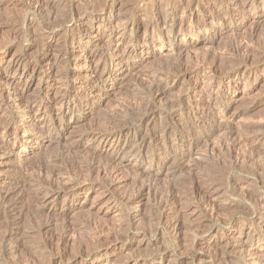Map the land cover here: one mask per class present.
<instances>
[{
	"label": "rangeland",
	"instance_id": "374dc122",
	"mask_svg": "<svg viewBox=\"0 0 264 264\" xmlns=\"http://www.w3.org/2000/svg\"><path fill=\"white\" fill-rule=\"evenodd\" d=\"M35 1L0 0V264H59V256L60 264H73L75 257L76 264H264V0H148L146 7L140 3L144 0H121L111 22L97 17L104 0H78L81 12L83 7L89 9L83 21L92 30L70 35L62 25L54 31L53 52L40 45L52 36L44 28L54 20L62 24L74 0H37L45 2L39 8ZM181 22L183 36L178 33ZM161 40L175 46L191 44L177 54L159 47ZM98 43L102 47L95 46ZM84 46L101 53L94 61L99 75L120 71L122 79L96 83L75 58ZM119 51L132 52L122 65L113 61ZM146 54L148 58L143 57ZM16 61L23 72L20 80L13 70ZM13 78L20 94L11 87ZM55 91L60 101L82 103L70 102L73 119L69 124L61 120L57 130L50 129L54 113L59 112ZM195 96L201 103L191 115L186 107L196 102ZM32 99L44 101L41 119L35 122L22 110ZM67 112L61 109L60 118ZM152 115L154 120L147 123ZM152 125L161 129L153 132ZM41 129L53 134V142L28 143ZM119 133L126 147L125 167L112 183L110 156L98 154L103 140L95 136L103 134L111 141V135ZM14 139L32 147L25 154L19 148L12 152ZM16 183L19 189L14 188ZM71 186L75 188L68 191ZM206 197L214 212L207 209ZM37 202H45L44 209ZM48 207L70 209L57 217L47 213ZM58 225L61 235L69 226L73 238L68 251L60 244V255L41 242ZM13 246L18 249L12 250ZM104 246L109 249L106 256ZM81 252L85 256L79 259Z\"/></svg>",
	"mask_w": 264,
	"mask_h": 264
},
{
	"label": "bare ground",
	"instance_id": "6f19581e",
	"mask_svg": "<svg viewBox=\"0 0 264 264\" xmlns=\"http://www.w3.org/2000/svg\"><path fill=\"white\" fill-rule=\"evenodd\" d=\"M29 1V0H28ZM80 1V0H79ZM139 1V0H138ZM143 1V0H142ZM146 1V2H145ZM148 0H144L143 2H140L141 4L143 3V5H145V7H146V4L148 3L147 2ZM88 2V1H87ZM103 2V1H102ZM38 4V8L41 6V5H45V2L44 3H41V4H39L40 3V1H35V4ZM79 2H78V0H74V2H73V9L70 11V13L68 14V16H65V18L63 19L64 21L62 22V24H60V22L62 21H56V20H54L53 22H50V24H48L47 25V27L46 28H44V29H47V30H49L50 31V34H52V36L50 37H47L48 38V41H46V42H41L40 43V45H44V46H42V47H46V49H50L51 48V46H52V38H54V36H55V32L54 31H56V33H57V31H60V27H62V25H64V24H66V26H64L65 28H63V30H65V32H67L68 34H70V35H78V34H80V33H82V32H86V33H90L91 32V30H92V27L90 26V24L89 25H86L87 24V22H86V24H84L85 22L83 21L84 20V14L85 13H87V12H89V9L88 8H85V7H83V10H82V12L78 9L79 8V6H80V4H81V2H80V4H78ZM95 3V2H94ZM117 3H119V4H121L122 2H121V0H104V3H103V6L101 7V9H100V12H99V16H97L99 19H100V22H101V20H103V19H105V20H107L108 22H111L112 21V18L115 16L114 15V11H115V6H116V4ZM150 3V2H149ZM71 5V4H70ZM82 5V4H81ZM135 5V4H134ZM137 5V4H136ZM140 5V4H139ZM139 5H137L138 7H139ZM150 5V4H149ZM148 5V6H149ZM47 6V5H46ZM92 6V5H91ZM90 6V7H91ZM70 7V6H69ZM37 8V7H36ZM42 8V7H41ZM98 8H100V6L98 7ZM144 8V7H143ZM44 9V8H43ZM88 9V10H87ZM139 9V8H138ZM149 9V8H148ZM148 9H147V11H148ZM50 10V9H49ZM92 9L90 8V11H91ZM93 10H94V8H93ZM95 10H96V8H95ZM94 10V11H95ZM99 10V9H98ZM137 10V9H136ZM140 10V9H139ZM186 10V9H185ZM41 11H42V9H41ZM51 11V10H50ZM96 12V11H95ZM175 12V11H174ZM92 12H90V13H88V14H91ZM94 13V12H93ZM98 13V12H97ZM188 13V12H187ZM185 14V11H184V9L182 10V15H184ZM92 15V14H91ZM171 15V14H170ZM175 15V14H174ZM88 16V15H87ZM190 16V15H189ZM192 16V15H191ZM120 17V16H119ZM158 18V17H157ZM171 18V17H170ZM189 18V20L192 18V17H188ZM88 19V18H87ZM93 19H95V18H93ZM193 20V19H192ZM158 21V20H157ZM156 21V22H157ZM173 21H174V19H173ZM197 21V20H196ZM213 21V20H212ZM155 22V21H154ZM164 22H165V20H164ZM190 22V24L188 25L189 26V28L191 29V26H192V22L191 21H189ZM49 23V22H48ZM93 23V22H92ZM200 23V22H199ZM205 22H203V23H201V24H198V26L200 27L201 25L202 26H204L205 24H204ZM212 23V22H211ZM96 24V23H95ZM165 24V23H164ZM94 25V24H93ZM100 25H101V23H100ZM109 25V24H108ZM183 22H181L180 24H179V29H178V33H181V31H182V27H183ZM209 25V24H208ZM106 27V26H105ZM112 27V26H111ZM210 27H212V26H210ZM107 28H108V26H107ZM114 28V27H113ZM203 28H205V27H203ZM207 28H209V27H207ZM104 29V28H103ZM109 29V28H108ZM112 29V28H111ZM115 29V28H114ZM188 29V28H187ZM186 29V30H187ZM62 30V31H63ZM170 30V29H169ZM185 31V30H184ZM64 32V33H65ZM189 32V31H188ZM59 33V32H58ZM175 33V32H174ZM66 34V33H65ZM92 34V33H91ZM95 34V33H94ZM189 34V33H188ZM47 35V34H46ZM93 35V34H92ZM57 36V35H56ZM181 36H183V34L181 33ZM36 37V36H35ZM58 37V36H57ZM98 42L100 43L101 41H99V40H102V38L101 37H99L98 36ZM40 39V38H39ZM35 41V40H34ZM37 41V40H36ZM96 41V42H97ZM96 42H94V43H96ZM103 42V41H102ZM106 42V41H105ZM151 42V41H150ZM36 43V42H35ZM55 43V42H54ZM99 43L98 44H96L95 46H100L99 45ZM107 43V42H106ZM105 43V44H106ZM117 43V42H116ZM34 44V43H33ZM37 44H38V41H37ZM104 44V45H105ZM115 44V43H114ZM119 44H120V41L117 43V45H116V47H118L119 46ZM191 43H188L187 42V44H179V45H169V44H167L166 42H164V41H162L161 40V42L159 41V43H158V46L159 47H161V48H165V49H170V51H176L177 52V54H180V53H182L183 52V49H187V46H189ZM74 45V44H73ZM108 45V44H107ZM106 45V46H107ZM35 46H36V44H35ZM41 47V46H40ZM53 47V46H52ZM81 47V46H80ZM101 47H102V45H101ZM104 47V46H103ZM116 47H115V49H116ZM186 47V48H185ZM54 48V47H53ZM91 48V47H90ZM97 48V47H96ZM177 48H179L178 50H177ZM36 49V48H35ZM92 49V48H91ZM94 49V48H93ZM108 49V48H107ZM111 49V48H110ZM122 49V48H121ZM51 50V49H50ZM82 50V49H81ZM95 50V49H94ZM126 50V49H125ZM52 51V50H51ZM117 51V50H116ZM53 52V51H52ZM100 52V51H99ZM110 52V51H109ZM120 52V51H119ZM131 51H122V52H120V53H117V55H115V57H114V62H115V64L116 65H122L123 64V62H124V60H125V58H126V56L130 53ZM49 53V52H48ZM51 53V52H50ZM105 53H106V51H105ZM107 53H108V51H107ZM132 53V52H131ZM101 54V53H100ZM100 54H98V52L97 51H91L87 46L85 47L84 46V48H83V50L81 51V54L78 56V57H75L76 59H77V64L78 65H82L83 66V68L84 69H87V75L88 76H92V78L94 79V81L96 82V83H98L99 84V82H105V81H108V80H112V81H116V82H118V80H121L122 79V74H119L120 73V71H115V72H112V71H107L106 73H103V74H98L99 72V65H98V63H95L94 64V61H95V59H96V57H102ZM72 55V54H71ZM104 55V54H103ZM76 56V55H75ZM107 56H109V55H107ZM131 57V56H130ZM143 57H146V58H148V55L146 54L145 56H143ZM146 58H144V59H142V61H145L146 60ZM103 59V58H102ZM109 59V58H108ZM98 60V59H97ZM96 60V61H97ZM107 60V59H106ZM128 60V59H127ZM15 61V60H14ZM47 60H44V62H46ZM49 61V60H48ZM104 61V60H103ZM102 61V62H103ZM59 62V61H58ZM101 62V63H102ZM105 62V61H104ZM46 63H49V62H46ZM54 63V62H53ZM57 63V62H56ZM36 64H34V66H35ZM56 65V64H55ZM33 66V65H32ZM43 66V65H42ZM54 66V65H53ZM31 67V66H30ZM78 67H81V66H78ZM105 67V66H104ZM118 67V66H117ZM198 67V66H197ZM12 68V67H11ZM13 70H14V72L15 73H17L18 75H19V78H18V80H20L21 78V76L23 75V72L22 71H20L21 69H20V63L18 62V61H16L14 64H13ZM44 68V67H43ZM48 68V67H47ZM54 68V67H53ZM32 69V68H31ZM41 69H42V67H41ZM41 69H40V71H41ZM46 69V68H45ZM51 69H52V66H50L49 68H48V70L51 72ZM102 69H103V67H102ZM202 69V68H201ZM207 69H210V68H206V70ZM216 69V68H215ZM12 70V71H13ZM38 70V69H37ZM115 70V69H114ZM214 70V69H213ZM11 71V72H12ZM47 71V70H46ZM210 71V70H209ZM208 71V72H209ZM215 71V70H214ZM32 72H34V70H32ZM36 72V71H35ZM45 72V71H44ZM127 72H128V70H127ZM206 72V71H205ZM14 73V74H15ZM53 73V72H52ZM102 73V72H101ZM195 73V72H194ZM215 73V72H214ZM30 74H33V73H29V75ZM55 74V73H54ZM82 74V73H81ZM86 74V73H85ZM85 74H83V75H85ZM125 74V73H124ZM210 74H212V73H210ZM210 74H208V75H210ZM13 75V74H12ZM37 75V74H36ZM126 75H127V73H126ZM125 75V76H126ZM196 75V74H195ZM253 75V74H252ZM17 76V75H16ZM49 76V75H48ZM53 76V75H52ZM86 76V75H85ZM124 76V77H125ZM185 76V75H184ZM211 76V75H210ZM248 76V75H247ZM56 77V76H55ZM40 78V76L38 77V79ZM49 78V77H48ZM247 77H245L244 79H246ZM44 79V78H43ZM52 79V78H51ZM247 81H249L248 79H246ZM22 81H23V79H22ZM79 81V80H78ZM188 81V80H187ZM192 81V83L194 84V80H191ZM189 82V81H188ZM30 83V82H29ZM82 84H84L85 86H87V87H92V86H90V85H88V83H86V81H83L82 82ZM82 84H81V86H82ZM94 84V83H93ZM10 85V84H9ZM11 87L14 89V91H16V92H18V82H17V80L16 79H12L11 80ZM195 85V84H194ZM24 86L26 87L27 86V83L25 82V84H24ZM24 86L22 87V88H24ZM11 88V89H12ZM64 88V87H63ZM66 88V87H65ZM160 88V90L162 89L161 87H159ZM164 88V87H163ZM20 89V88H19ZM155 89V88H154ZM170 89V88H169ZM23 90V89H22ZM64 90V89H63ZM155 90H157V89H155ZM155 90H153V93H154V91ZM165 90V89H164ZM56 91H59V90H56ZM55 91V92H56ZM158 91V90H157ZM61 92H64V91H62L61 90ZM81 92V91H80ZM89 92V91H88ZM19 93V92H18ZM21 93V92H20ZM19 93V94H20ZM24 93V92H23ZM64 93H66V92H64ZM83 93V92H82ZM87 93V92H86ZM156 93V92H155ZM18 94V95H19ZM54 94V93H53ZM89 94V93H88ZM108 94V92H105V95H107ZM163 94V93H162ZM16 95V94H15ZM45 95V94H44ZM66 95V94H65ZM83 95V94H82ZM93 95V94H92ZM104 95V94H103ZM159 95V94H158ZM96 96V95H95ZM162 96H164V94L162 95ZM71 97V96H70ZM69 97V98H70ZM82 97V96H81ZM85 97V96H84ZM89 97V96H88ZM93 97V96H92ZM158 97V96H157ZM17 98V97H16ZM68 98V99H69ZM78 98H79V96H78ZM86 98V97H85ZM159 98H161V97H159ZM195 98V103L193 102V103H190L189 104V106H187L186 107V113H188V114H195L194 113V110L196 109V107H197V103L198 102H200L201 101V98H199L198 96H197V98H196V96L194 97ZM18 99H20V98H18ZM40 99V98H39ZM50 99H51V97H50ZM65 99V98H64ZM64 99L62 100V101H60V94L59 93H55V95H54V98H53V101H54V103H55V105L57 106V111H59L60 112V110L61 109H67L68 110V112L66 113V114H63V115H61V118H60V114H59V112H55L54 113V117L58 120H55V118H51L52 120H51V123H50V129H53V130H57L58 128H60V126H61V123H60V121L61 120H65V121H68V124H69V121H72V119H73V116H72V114H71V111H72V108H71V110H70V108H69V105H70V102H75L76 100H72V101H64ZM84 99V98H83ZM90 99V98H89ZM193 99V98H192ZM183 100V99H182ZM15 101V100H14ZM30 101V100H29ZM32 101H33V99H32ZM39 101V100H38ZM181 101V100H180ZM43 102L44 101H42V102H36V101H33V102H26V104H24V106L22 107V110H23V112H24V115L25 114H27V115H29V119H31L32 118V120H34V122H35V120H37V119H39L40 117H39V115L41 114V111L43 112L44 110L42 109V106H43ZM77 102V101H76ZM179 102V101H178ZM187 102V101H186ZM23 103V102H22ZM25 103V102H24ZM78 105L81 103V101L78 99ZM85 103H88V101H86ZM183 103V102H182ZM189 103V102H188ZM201 103V102H200ZM18 104H19V101H18ZM52 104V103H51ZM82 104V103H81ZM169 104V103H168ZM179 104H181V103H179ZM186 104V103H185ZM199 104V103H198ZM20 105V104H19ZM86 105V104H85ZM171 105V104H170ZM18 106V105H17ZM21 106V105H20ZM172 107H173V105H171ZM200 106V105H199ZM203 106V105H202ZM53 107H55V106H53ZM77 107V106H76ZM85 107V106H84ZM89 107V106H88ZM168 107V106H167ZM170 107V106H169ZM171 107V110L173 111V108ZM175 107V106H174ZM184 107V106H183ZM20 108V107H19ZM46 108V107H45ZM176 108V107H175ZM199 108V107H198ZM197 108V109H198ZM55 109V108H54ZM167 109V108H166ZM20 110V109H19ZM150 110H152V109H150ZM168 110V109H167ZM169 110H170V108H169ZM54 111H56V109L54 110ZM154 111V110H153ZM178 111H181V108L178 110ZM47 112V111H46ZM22 113V112H21ZM50 113V112H49ZM153 113V112H152ZM175 113V112H174ZM177 113V112H176ZM42 115V114H41ZM59 115V116H58ZM206 115V114H205ZM145 116V115H144ZM184 116V115H183ZM198 116V115H197ZM202 116V115H201ZM200 116V117H201ZM224 116V115H223ZM2 117V116H1ZM45 117V116H44ZM156 117V116H155ZM160 117V116H159ZM178 117V116H177ZM182 117V116H181ZM192 117V116H191ZM48 118V117H47ZM63 118V119H62ZM142 118H144V117H142ZM171 118V117H170ZM194 118V117H193ZM196 118V117H195ZM203 118V117H202ZM201 118V119H202ZM2 119V118H1ZM41 119V118H40ZM50 119V118H49ZM151 119H153V115L152 116H150V118L148 119V121H147V123H149V122H151ZM157 119V118H156ZM159 119V118H158ZM154 120V119H153ZM162 120V119H161ZM191 120V119H190ZM198 120V119H197ZM2 121V120H1ZM1 121H0V123H1ZM31 121V120H30ZM49 121V120H48ZM160 121V120H159ZM165 121V120H164ZM170 121H172V120H170ZM184 121V120H183ZM202 121V120H201ZM220 121V120H219ZM75 122V121H74ZM161 122V121H160ZM161 123H163V122H161ZM176 123V122H175ZM178 123V122H177ZM182 123V122H181ZM189 123V122H188ZM187 123V124H188ZM197 122H194V121H192V124H196ZM34 124H37V123H34ZM43 124V123H42ZM49 124V123H48ZM67 124V125H68ZM153 124V123H152ZM159 124V123H158ZM183 124V123H182ZM190 125H191V123H189ZM203 124V123H202ZM205 124V123H204ZM2 125V124H1ZM40 125V124H39ZM161 125V124H160ZM166 125V124H165ZM180 124H176V126H177V128L178 129H181L180 128V126H179ZM193 125V126H194ZM144 126V125H143ZM153 126V125H152ZM159 126V125H158ZM169 126V125H168ZM167 126V127H168ZM197 126V125H196ZM220 127H218V129L220 130V129H223V127L221 126V125H219ZM5 127H7V125L5 126ZM42 127V126H41ZM40 127V128H41ZM46 127V126H45ZM44 127V128H45ZM145 127L146 126H144V132H145ZM215 127H217V125L215 126ZM1 128H3V127H1ZM47 128V127H46ZM63 128V127H62ZM151 128V127H150ZM149 128V129H150ZM189 128V127H188ZM209 128V127H208ZM227 128V127H226ZM152 130L151 131H153V132H156L157 133V130H159V129H161L160 127H159V129L157 128V126H153L152 128H151ZM202 129H203V127H202ZM216 129V128H215ZM218 129H216V130H218ZM120 130V129H119ZM147 130V129H146ZM162 130H164V129H162ZM5 131V130H4ZM45 131V130H44ZM42 129L40 130V131H38V133H37V135L33 138V139H31V140H28V143L29 142H33L34 141V143H37L38 145H40L41 144V142L42 141H52V137L53 136H51V135H53V134H50L49 132H44ZM100 131V130H99ZM126 131V130H125ZM124 131V132H125ZM175 131H176V129H175ZM179 131V130H178ZM183 131V130H182ZM185 131H187V129L185 130ZM184 131V132H185ZM204 131V130H203ZM224 131V130H223ZM101 132V131H100ZM120 132V131H119ZM124 132H123V134H124ZM150 132V131H149ZM161 132H164V131H161ZM161 132H159L160 134H162ZM170 132H171V129H170ZM169 132V133H170ZM179 132H181V131H179ZM215 132V131H214ZM218 132V131H217ZM221 132H222V130H221ZM225 132V131H224ZM110 133V132H109ZM115 133V132H114ZM130 132H128V134H129ZM146 133V132H145ZM169 133H167V134H169ZM188 133H189V131H188ZM108 134V133H107ZM56 135V134H55ZM95 135V134H94ZM93 135V136H94ZM146 135V134H145ZM169 135H171V134H169ZM189 135V134H188ZM91 136V135H90ZM117 136V137H116ZM122 136V134L121 133H119L118 135H114V136H112L111 135V141H109L108 139H110V138H108V137H105L103 134H96V139L97 138H100V140L102 141L103 140V142H102V145H101V147H100V150H99V153L98 154H108L109 156H110V168H111V173H110V175H108V177L109 176H111V177H113L112 179H109V180H112V183H113V179L114 180H116V179H120V178H118V176H120L119 174L121 173V169H120V167L122 166V162H123V160H122V152L125 150V145L123 144V143H121L120 141H119V139H120V137ZM128 136V135H127ZM154 136H155V134H154ZM187 136V135H186ZM55 137V136H54ZM56 137H57V135H56ZM83 137V136H82ZM105 137V138H104ZM125 137V136H124ZM163 137H165V136H162V138ZM182 137H184V136H182ZM90 138V137H89ZM94 138V137H93ZM129 138V137H128ZM189 138V137H188ZM187 138V139H188ZM22 139V138H21ZM85 139V138H84ZM125 139H126V137H125ZM78 140V139H77ZM86 140V139H85ZM92 140V139H91ZM99 140V139H98ZM97 140V141H98ZM99 140V141H100ZM164 140V139H163ZM194 140V139H193ZM88 141V140H87ZM96 141V140H95ZM98 141V142H99ZM188 141V140H187ZM191 141V140H190ZM13 142V144H11L12 145V147H10V148H12L11 149V151L13 152L14 151V149L15 148H19L20 150H21V153L22 154H25V151L24 150H26V148L27 147H32V144H31V146H30V144H26L25 143V141H23V140H20V141H15V139H14V141H12ZM53 142V141H52ZM92 142V141H91ZM97 142V143H98ZM195 142V141H194ZM33 143V144H34ZM75 143V142H74ZM74 143H73V146H74ZM86 143V142H85ZM97 143H95V144H97ZM129 143V142H128ZM130 143H132V142H130ZM189 143V142H188ZM50 144H51V142H50ZM79 144V143H78ZM87 144V143H86ZM88 144H89V142H88ZM94 144V143H93ZM196 144V143H195ZM132 145V144H131ZM183 145V144H182ZM185 145H187V144H185ZM89 146V145H88ZM130 146V145H129ZM188 146H190L191 148H190V150H187V151H191V149L193 148L192 146V144H189ZM188 146H187V148H188ZM75 147V146H74ZM87 147V146H86ZM99 147V146H98ZM97 147V148H98ZM141 147V146H140ZM92 148V147H91ZM90 148V149H91ZM96 148V147H95ZM8 149H9V147H8ZM77 149V148H76ZM72 150V149H71ZM89 150V149H88ZM92 150H96V149H92ZM194 150V149H193ZM77 151V150H76ZM86 151V150H85ZM196 151V150H195ZM125 152V151H124ZM186 152V151H185ZM194 152V151H193ZM89 153V152H88ZM93 154V153H92ZM183 154V153H182ZM186 154V153H185ZM190 154V153H189ZM188 154V155H189ZM94 155V154H93ZM187 155V154H186ZM88 156V155H87ZM90 156V155H89ZM95 156V155H94ZM161 156V155H160ZM169 156V155H168ZM191 156V155H190ZM91 157V156H90ZM98 157V156H97ZM124 157V156H123ZM93 158V157H92ZM96 158V157H95ZM165 158V157H164ZM163 158V159H164ZM26 159V158H25ZM104 159V158H103ZM107 159H108V157H107ZM161 159V158H160ZM159 159V161H161ZM184 159V158H183ZM95 161H96V159H94ZM152 160V159H151ZM155 160V159H154ZM185 160V159H184ZM109 162V161H108ZM154 162V161H153ZM164 162V161H163ZM165 162H166V160H165ZM107 163V162H106ZM106 163H105V165H106ZM126 164V163H125ZM107 165H108V163H107ZM124 165V164H123ZM123 167V166H122ZM125 167V166H124ZM124 167H123V169H124ZM37 169V168H36ZM108 169V168H107ZM137 169V168H136ZM97 170H100V168L98 169L97 168ZM96 170V171H97ZM102 170V169H101ZM100 170V171H101ZM104 171V170H103ZM108 171H110L109 169H108ZM124 171V170H123ZM137 173H139L138 172V170L136 171ZM60 173V172H59ZM105 173H106V171H105ZM102 174L103 176L104 175H106V174ZM123 173V172H122ZM143 173V172H142ZM40 174V173H39ZM96 174H97V172H96ZM54 175V174H53ZM123 175V174H122ZM121 175V176H122ZM145 175V174H144ZM60 176V175H59ZM97 177L98 176H100V175H96ZM150 176H151V174H150ZM105 177V176H104ZM147 177V176H146ZM55 178H58V176L57 177H55ZM99 178H101V177H99ZM105 179H106V177H105ZM56 180V179H55ZM60 180V179H59ZM58 180V181H59ZM102 180H104V179H102ZM22 181V180H21ZM58 181H57V185L59 184L58 183ZM89 181H92V180H89ZM107 181H108V178H107ZM60 182V181H59ZM19 183V182H18ZM62 183V182H61ZM65 183H66V181H65ZM51 184H55V183H51ZM50 184V185H51ZM63 184H64V181H63ZM6 185V184H5ZM22 185V184H21ZM62 185V184H61ZM66 186H67V183L65 184ZM68 185H69V183H68ZM112 185V184H111ZM211 185V184H210ZM74 186V185H73ZM73 186H71V187H67L66 189L69 191V190H73L75 187H73ZM206 186V185H205ZM19 186H18V184L16 183V186L14 187L15 189L16 188H18ZM47 187H49V186H47ZM54 187V186H53ZM56 188H57V186H55ZM54 187V188H55ZM59 187H60V184H59ZM58 187V188H59ZM202 187V186H201ZM203 187H204V185H203ZM208 187V186H207ZM209 187H211V186H209ZM213 187V186H212ZM24 188V187H23ZM39 188H41V187H39ZM54 188H51V189H54ZM206 188V187H205ZM3 189V188H2ZM19 189V188H18ZM38 189V188H37ZM37 189H36V191H37ZM44 189V188H43ZM63 189V188H62ZM62 189H60V190H62ZM65 189V190H66ZM87 189V188H86ZM195 189H196V187H195ZM212 190H213V188H211ZM4 190V189H3ZM21 190H23L22 188H21ZM50 190V189H49ZM55 190V189H54ZM64 190V189H63ZM64 190V191H65ZM194 190V189H193ZM211 190V191H212ZM7 191H8V189H7ZM11 191V190H10ZM17 191V190H16ZM81 191V190H80ZM86 191V190H85ZM89 191V190H88ZM205 191V190H204ZM210 191V192H211ZM15 192V191H14ZM18 192V191H17ZM59 192V191H58ZM195 192V191H194ZM202 192H203V190H202ZM207 192H208V190H207ZM5 193V192H4ZM7 193V192H6ZM43 193V192H42ZM46 193V192H45ZM45 193H44V196H45ZM51 194H52V192H50ZM76 193H78V192H76ZM81 193V192H80ZM171 193V192H170ZM192 193V192H191ZM204 193V192H203ZM209 193V192H208ZM13 194V193H12ZM20 194V193H19ZM18 194V195H19ZM40 194V193H39ZM196 194V193H195ZM10 195V193H8V194H6V197L7 196H9ZM15 195H17V194H15ZM37 195V194H36ZM46 195H47V193H46ZM137 195V194H136ZM139 195V194H138ZM199 195H201V194H199ZM198 195V196H199ZM206 195H208V194H204V197L206 196ZM4 196V195H3ZM20 196V195H19ZM44 196H42V197H44ZM48 196V195H47ZM203 196V195H202ZM21 197V196H20ZM34 197V196H33ZM86 197V196H85ZM172 197H175L176 198V196H172ZM171 197V198H172ZM209 197V196H208ZM13 198V197H12ZM35 198L36 199H38L39 197L38 196H35ZM53 198V197H52ZM52 198H50V200L52 199ZM55 198V197H54ZM174 198V199H175ZM202 198V197H201ZM1 199V198H0ZM137 199V201L136 202H140V197H137L136 198ZM143 199V198H142ZM176 199H179V198H176ZM206 199H208V200H206ZM206 199H205V201L207 202V204H205L206 206H207V209H210V211L212 212V210H213V212H214V209H215V206L214 205H210L209 203H211L210 202V200H209V198H207L206 197ZM211 199V198H210ZM33 200H34V198H33ZM39 200V199H38ZM41 200V199H40ZM45 200V199H44ZM201 200V199H200ZM212 200H213V198H212ZM11 201V200H10ZM37 201V200H36ZM169 201V200H168ZM172 201V200H171ZM180 201V200H179ZM199 201V200H198ZM202 201H204V200H202ZM2 202V201H1ZM7 202H8V200H7ZM47 202V201H46ZM175 202V201H174ZM173 202V203H174ZM209 202V203H208ZM38 203V202H37ZM36 203V204H37ZM52 203H53V201H52ZM142 203V202H141ZM173 203H172V205H173ZM45 202H42V203H38V205L40 206V207H42L43 209H44V206H45ZM200 204V203H199ZM213 204H214V202H213ZM176 205V204H175ZM201 205V204H200ZM35 206H37V205H35ZM50 206H51V204H50ZM174 206V205H173ZM178 206H179V204H178ZM177 206V207H178ZM204 206V205H203ZM39 208V207H38ZM49 208V207H48ZM56 208V207H55ZM55 208H49L48 210H47V213H48V211L49 212H51L52 213V215L53 214H55V216L57 215V217H59L60 215H65L66 213H69V209H70V207H66L65 209H55ZM187 208V207H186ZM221 208V207H220ZM12 209V208H11ZM203 209V208H202ZM205 209H206V207H205ZM10 210V209H9ZM40 210V209H39ZM46 210V209H45ZM218 210V209H217ZM13 211V210H12ZM169 211V210H168ZM181 211V210H180ZM205 211V210H204ZM208 211V210H207ZM207 211H206V213H207ZM164 212H166V211H164ZM171 212V211H170ZM21 213H23V212H21ZM42 213V212H41ZM47 213H46V215H47ZM177 213H178V211H177ZM182 213V212H181ZM209 213V212H208ZM218 213H219V211H218ZM7 214H9V213H7ZM11 214V213H10ZM18 214V213H17ZM164 214V213H163ZM180 214V213H179ZM215 214H217L216 212H215ZM12 215V214H11ZM51 215V214H50ZM69 215V214H68ZM180 215H182L183 216V214H180ZM243 215L245 216V214L243 213ZM21 216V215H20ZM67 216V215H66ZM65 216V217H66ZM186 215H184V217H185ZM210 216V215H209ZM208 216V217H209ZM10 217V216H9ZM63 217V216H62ZM211 217H212V215H211ZM251 217V216H250ZM19 218V216L17 217V219ZM51 218V217H50ZM52 218H54V217H52ZM173 218V217H172ZM179 218V217H178ZM183 218V217H182ZM11 219V218H10ZM58 219V218H57ZM170 219V218H169ZM168 219V220H169ZM185 219V218H184ZM183 219V220H184ZM182 219H181V221H183ZM187 220V219H186ZM18 221V220H17ZM170 221V220H169ZM185 221V220H184ZM188 221V220H187ZM186 221V222H187ZM16 222V221H15ZM172 222V221H171ZM185 222V223H186ZM189 222V221H188ZM188 222H187V224H188ZM251 222V221H250ZM17 223H19V222H17ZM49 223V222H48ZM183 223V222H182ZM191 223V222H190ZM172 224V223H171ZM55 225V224H54ZM57 225V224H56ZM55 225V226H56ZM60 225V224H59ZM58 225V226H59ZM69 225V224H68ZM72 225V224H71ZM191 225V224H190ZM14 226V225H13ZM18 226V225H17ZM51 226V225H50ZM55 226H54V228L53 229H55ZM103 226V225H102ZM169 226V225H168ZM174 226V228H176V225L174 224L173 225ZM185 226V225H184ZM10 227V226H9ZM12 227V226H11ZM19 227V226H18ZM44 227V226H43ZM62 227H63V225H62ZM167 227V226H166ZM172 227V226H171ZM171 227H169V228H171ZM181 227V226H180ZM187 227H189V226H187ZM211 227V226H210ZM47 228H48V226H47ZM50 228V227H49ZM61 227L59 226V227H57L54 231L51 229V232L50 233H48L43 239H42V244L43 245H45V246H52V247H55L54 248V250H55V252L57 253V254H59L60 255V244H62L63 246H64V248L62 249V250H67L68 248H67V244H69L70 243V241H73L71 238H70V235H68V230L70 229L69 228V226H67V227H64V230H63V233H62V235L60 234V231H61V229H60ZM168 228V227H167ZM11 229H13V228H11ZM18 229V228H17ZM72 229H75V227L73 228V226H72ZM104 230H105V228H103ZM181 229V228H180ZM189 229V228H188ZM187 229V230H188ZM191 229V228H190ZM8 230V229H7ZM76 230V229H75ZM183 230V229H182ZM185 230H186V226H185ZM196 230H198V228H196ZM216 230V229H215ZM221 230H222V228H221ZM72 231V230H71ZM74 231V230H73ZM109 231V230H108ZM190 231V230H189ZM200 231V230H199ZM223 231V230H222ZM6 232V231H5ZM4 232V233H5ZM62 232V231H61ZM170 232V231H169ZM173 232V231H172ZM171 232V233H172ZM183 232H184V230H183ZM182 232V233H183ZM194 232V231H193ZM197 232V231H196ZM101 233L103 234L104 232H102L101 231ZM175 233H176V231H175ZM178 233V232H177ZM200 233V232H199ZM233 233V232H232ZM9 234H10V231H9ZM107 234V233H106ZM105 234V235H106ZM198 234V233H197ZM201 234H203V233H201ZM220 234V233H219ZM3 235V234H2ZM11 235V234H10ZM61 235V236H60ZM71 235H72V232H71ZM111 235V234H110ZM172 235H174V234H172ZM194 235V234H193ZM192 235V236H193ZM196 235V234H195ZM216 235V234H215ZM218 235V234H217ZM13 236V235H12ZM107 236V235H106ZM109 236V235H108ZM3 237V236H2ZM5 238H6V236H4ZM20 237V236H19ZM18 237V238H19ZM112 237V236H111ZM13 238H14V236H13ZM20 238H22V237H20ZM180 238V237H179ZM232 238V237H231ZM9 239V238H8ZM7 239V240H8ZM12 239V238H11ZM106 239V238H105ZM118 239V238H117ZM192 239H194V236H193V238ZM233 239V238H232ZM14 240V239H13ZM17 239H15V241H16ZM110 240V239H109ZM122 240H123V238H122ZM74 241H75V239H74ZM192 241V240H191ZM19 242V241H18ZM13 243H15V242H13ZM13 243H10V244H13ZM20 243H22V242H20ZM72 243V242H71ZM105 243H107V242H105ZM190 243H192V242H190ZM3 244V243H2ZM41 244V243H40ZM41 244V245H42ZM74 243H72V245H73ZM102 244V243H101ZM108 244V243H107ZM113 244V243H112ZM22 245V244H21ZM193 245V244H192ZM242 245V244H241ZM7 246H9V245H7ZM18 246V245H17ZM71 246V245H70ZM103 246V245H102ZM191 246V245H190ZM200 246V245H199ZM51 247V248H52ZM98 247V246H97ZM100 247V246H99ZM104 247H106V246H104ZM193 247V246H192ZM192 247H190V248H192ZM196 247H198V246H196ZM9 248V247H8ZM12 250H17L18 248L16 247V246H13V248L12 247H10ZM44 248V247H43ZM49 248V247H48ZM67 248V249H66ZM101 248H103V247H101ZM5 249V248H4ZM20 249V248H19ZM195 248H193V250H194ZM197 249V248H196ZM61 250V251H62ZM103 250V249H102ZM109 249L106 247L105 248V250L103 251V252H105L104 253V256H106L107 255V251H108ZM14 251H12V252H14ZM68 251V250H67ZM54 252V253H55ZM62 253V252H61ZM82 253V252H81ZM80 253V255H79V259L81 258L82 259V257L83 256H85V255H83V253L81 254ZM88 253V252H87ZM101 253V252H100ZM11 254V253H10ZM13 254V253H12ZM78 254V253H77ZM86 254V253H85ZM89 254V253H88ZM63 255V254H62ZM61 255V256H62ZM208 255H210V253L208 254ZM212 255V254H211ZM215 255V254H214ZM74 256V255H73ZM72 256V257H73ZM76 256V255H75ZM74 256V257H75ZM256 256H257V254H256ZM73 257V258H74ZM87 257H88V255H87ZM98 257H100L99 255H98ZM212 257H214L213 255H212ZM216 257V256H215ZM65 258H66V256H65ZM68 258H69V255H68ZM71 258V257H70ZM69 258V259H70ZM196 258V257H195ZM220 258V257H219ZM58 259V258H57ZM63 259V258H62ZM72 259V258H71ZM78 259V257L76 258H74V261L72 262L73 264H76V260ZM86 259V258H85ZM197 259V258H196ZM199 259H202V258H199ZM222 259V258H221ZM65 260H67V259H65ZM206 260V259H205ZM210 260H211V257H210ZM59 262V264H60V256H59V260H58ZM63 261V260H62ZM196 261V260H195ZM203 261V260H202ZM222 261V260H221ZM198 262V261H197ZM211 262H212V260H211ZM64 263V262H63ZM68 263V262H67ZM81 263V262H80ZM214 263V262H213ZM219 263V262H218ZM70 264V263H69ZM208 264H209V262H208ZM211 264V263H210ZM221 264V263H220Z\"/></svg>",
	"mask_w": 264,
	"mask_h": 264
}]
</instances>
